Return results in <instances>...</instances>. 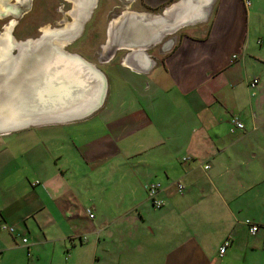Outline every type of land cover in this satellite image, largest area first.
I'll list each match as a JSON object with an SVG mask.
<instances>
[{
    "label": "crops",
    "instance_id": "0c3cea01",
    "mask_svg": "<svg viewBox=\"0 0 264 264\" xmlns=\"http://www.w3.org/2000/svg\"><path fill=\"white\" fill-rule=\"evenodd\" d=\"M186 2L153 53L100 45L89 115L0 134V264H264V0Z\"/></svg>",
    "mask_w": 264,
    "mask_h": 264
},
{
    "label": "water",
    "instance_id": "95a60500",
    "mask_svg": "<svg viewBox=\"0 0 264 264\" xmlns=\"http://www.w3.org/2000/svg\"><path fill=\"white\" fill-rule=\"evenodd\" d=\"M88 2V8L91 9L93 0H88ZM188 4L186 0H182L179 4L169 8L168 11L152 17L145 14H123L119 21L112 23L107 28V41H105L107 48L131 51L137 60L142 57V51L159 42L164 35H170L178 28H183L204 17L194 8L183 9ZM69 39L70 37L67 36L66 41ZM50 43L54 44H52V51L57 58L72 64L81 74L78 73L79 75L75 77H63L60 85L57 86L55 81H52L54 76H50L46 80L40 77L39 80L38 73H35L36 69L34 68V72L25 73V76L27 74L33 76L35 85L26 88L24 81V87L13 95V99H10L9 95L2 96V100H0V134L35 124L57 123L82 118L89 115L102 102L106 83L101 71L82 58L65 52L62 49V42L46 41L40 42L39 45L50 47ZM21 51L26 55L37 53L35 46L32 50L22 48ZM21 51L0 70V78L14 77L12 66L15 63L17 65L22 63L21 55L23 53ZM129 60L131 65H134L133 57ZM30 84L33 82L31 81ZM45 86L46 93L43 91Z\"/></svg>",
    "mask_w": 264,
    "mask_h": 264
},
{
    "label": "rangeland",
    "instance_id": "374dc122",
    "mask_svg": "<svg viewBox=\"0 0 264 264\" xmlns=\"http://www.w3.org/2000/svg\"><path fill=\"white\" fill-rule=\"evenodd\" d=\"M3 6L12 8L15 14L7 13L0 18V32H4L5 29L9 28L11 39L17 42L38 38L40 34L38 29L42 33L49 29L57 32L62 31L66 25L74 22L75 19L71 14L76 9L74 0H0V7ZM162 10L163 8H159L150 11L142 6L141 0L94 1L91 9L88 11L90 18L82 37L70 45L62 42V49L94 65V57L97 56V52L100 50L99 46L102 43L105 44V41H107V28L112 23L119 21L123 14H147V16L152 17L161 14ZM10 23L11 25L7 27ZM175 36H177L176 33L164 35L161 41L155 44L156 47H151V52L159 47L160 44L166 43L170 38L174 40ZM122 56H124V52L118 53L110 63L111 67ZM104 57H107V54ZM105 66L98 65L95 67L101 70L102 73ZM118 89L121 97L130 92L128 88L127 91L126 88L124 89V84L121 82Z\"/></svg>",
    "mask_w": 264,
    "mask_h": 264
},
{
    "label": "flooded vegetation",
    "instance_id": "af4514ba",
    "mask_svg": "<svg viewBox=\"0 0 264 264\" xmlns=\"http://www.w3.org/2000/svg\"><path fill=\"white\" fill-rule=\"evenodd\" d=\"M94 1H97V0H93V2ZM74 3L76 6V9H74V11H72L71 13L75 18L74 22H71L69 25H66V27L62 31H59V32L52 31L49 29V30H45L42 33L41 30L38 29L40 34L38 35V38L34 40L18 41V42L15 40L13 41L11 39V36L9 35V28H7L11 25V23L8 24L6 27L7 29H5L4 32H0V70L3 69V67L6 64H8L9 61L12 60L14 56L22 50V48H26V49L30 48L32 50L33 47L35 46V49L38 52L40 48L43 46V45H39L40 42L42 43L46 41L57 42V43L66 42L67 44L70 45L72 44V42H75L76 40L80 39L84 31L86 30V25L90 18L88 16V10H90L88 8L89 2L88 0H74ZM7 13L15 14V11H13L12 8L10 7L9 8L6 6L0 7V18ZM67 36H69L70 39L66 41ZM52 44L50 43L49 45H52ZM46 46L48 45H44L43 47H46ZM24 55H26V53H23L21 55V59L23 58ZM32 62L35 64L34 61ZM16 65L17 64L15 63V65L13 64L12 67H15ZM34 69H36V67ZM30 72H34V70L33 69L30 70ZM28 80L29 82L31 81L33 82V78L29 74H28ZM32 85H34V82L33 84H30L29 87Z\"/></svg>",
    "mask_w": 264,
    "mask_h": 264
},
{
    "label": "bare ground",
    "instance_id": "6f19581e",
    "mask_svg": "<svg viewBox=\"0 0 264 264\" xmlns=\"http://www.w3.org/2000/svg\"><path fill=\"white\" fill-rule=\"evenodd\" d=\"M43 46L36 54L23 56L21 61L22 63L20 65H16L12 69L13 71L12 73L14 76L13 78L10 77L0 78L1 79L0 100H2V96H7V95L10 96V99H13V95H15L16 92L21 91V89L24 87L23 86L24 81H25V87L29 88L30 82L28 80V74L25 76V73H28L30 70H32L35 67H36L35 73H38L39 80L40 77L41 79L46 80L49 79L50 76H54L52 81H55L57 86L60 85V82L63 79V77L66 76L75 77L79 75L78 73L80 72H77L78 70L75 69L76 67L74 68L72 64L66 63L61 59L57 58L55 53L52 51L53 45H50V47L49 46L43 47ZM49 48L51 49L49 50ZM32 61H34L35 64ZM33 82H34V78H33ZM46 86L43 88V91L45 93L47 92Z\"/></svg>",
    "mask_w": 264,
    "mask_h": 264
},
{
    "label": "built area",
    "instance_id": "2783aa9c",
    "mask_svg": "<svg viewBox=\"0 0 264 264\" xmlns=\"http://www.w3.org/2000/svg\"><path fill=\"white\" fill-rule=\"evenodd\" d=\"M236 59V56L233 55L232 56V60ZM257 80L256 79H252V81L250 82V86H254L256 84ZM234 128L236 129H243V126L240 124V121L237 118H231L230 122H229ZM204 168H209V166H205ZM177 187V191L178 193H182L183 187L180 184H176ZM160 189V184L158 182H154V183H149L146 186V190H147V194H148V198L150 199V201L152 202V204L155 207H160L162 205L161 201L159 199H157V193ZM87 215L91 218L92 214L90 213V210L86 211ZM245 224L248 226V232L250 234H255L258 231V227L253 225V223H251V221L246 220ZM2 229L6 230L9 233H14V228L10 227V226H6V225H2L1 226ZM26 239L22 240V243H25ZM228 245H230L229 240H225L221 245H219L218 247V254L219 256H223L225 253L226 248L228 247Z\"/></svg>",
    "mask_w": 264,
    "mask_h": 264
}]
</instances>
